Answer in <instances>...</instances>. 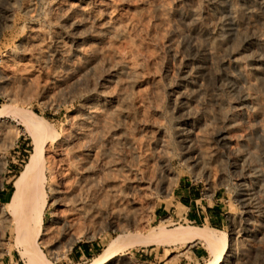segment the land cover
<instances>
[{"label":"rangeland","instance_id":"374dc122","mask_svg":"<svg viewBox=\"0 0 264 264\" xmlns=\"http://www.w3.org/2000/svg\"><path fill=\"white\" fill-rule=\"evenodd\" d=\"M231 16L226 0H0V209L33 151L21 117L36 114L50 136L39 243L52 262L90 264L114 238L162 222L194 226L174 215L184 211L174 192L188 184L210 204L221 193L224 264H264V17L246 15L240 62L219 30ZM199 35L202 55L190 48ZM14 243L0 222V264H25ZM197 244L199 264L219 253ZM188 245L157 246L179 264ZM146 246L112 264H148L132 254Z\"/></svg>","mask_w":264,"mask_h":264},{"label":"bare ground","instance_id":"6f19581e","mask_svg":"<svg viewBox=\"0 0 264 264\" xmlns=\"http://www.w3.org/2000/svg\"><path fill=\"white\" fill-rule=\"evenodd\" d=\"M217 1L218 3L220 2V0ZM226 2L231 7L232 21L222 20V25L219 30L227 34L228 40H230L233 45L231 54L234 55L235 60L241 62L247 56L243 46L250 40L245 36V30L248 25L250 26V22L248 21L249 18L247 19L246 15L264 17V0H226ZM223 3L224 2L221 1V4ZM192 18L196 24L205 29L208 34L211 32H209V30L213 27L208 24L206 16H204L203 13L195 12ZM87 20L89 21V19ZM261 20L263 21V19ZM230 36H233V38H230ZM256 39L260 43L264 41L261 36H258ZM190 48L196 51V55H202L200 35L196 36L190 43ZM257 87L258 84L256 83L253 84L251 81L248 83L249 90H254ZM249 90L245 93V99L248 100L254 98L253 93H249ZM4 115L6 114L2 110V112H0V122ZM26 115L27 113L22 115V123L20 125H23L33 135V151L24 169L14 181V193L10 204L8 207L6 206V208H8L6 209L7 212L2 208L0 209V222L3 223L5 228L12 229L15 235L14 247L25 260V264H55L45 255L39 243L44 225V214L47 208V197L44 187V145L46 139L50 137L48 124L44 123L36 114ZM223 133L224 132L219 133L218 135L219 142L224 139ZM243 161L244 160H242V162ZM49 169L51 168H48V170ZM163 173H166L165 170ZM245 192L246 190L244 193ZM244 196L247 197V200L251 201L252 195L249 192H246ZM204 229L205 228L202 229L196 226H182L175 229H168L167 225L162 222V224L158 225L150 234L138 237V239L133 240L134 238H132V236L135 235L114 238L103 252L94 258L90 264H112L118 256L122 255L121 253L123 251L129 250V248L135 246H146L151 244L186 245L195 242H201L203 245L207 246V249H210L209 251L213 249L219 250L218 254H214L215 259L208 264H224L232 246L230 234L212 227H208L206 230ZM127 238H132L130 240L131 242L133 241V243L131 244L130 242L129 245H126L129 241Z\"/></svg>","mask_w":264,"mask_h":264},{"label":"crops","instance_id":"0c3cea01","mask_svg":"<svg viewBox=\"0 0 264 264\" xmlns=\"http://www.w3.org/2000/svg\"><path fill=\"white\" fill-rule=\"evenodd\" d=\"M201 192L198 189L193 188L188 184H182L174 192V202L177 206L184 208L181 214L174 211V215L179 219V222L183 224L189 223L194 226H210L218 230H225L228 225L227 212L223 206V198L221 193L214 196L213 204L204 202ZM195 242L188 245L189 260L182 259L179 264H199L202 261L203 252L201 247ZM180 246V245H172ZM81 249V248H79ZM166 249L162 246L155 244L141 247L132 251V254L139 260H142L148 264H167L164 262L162 256H164ZM184 254V253H182ZM84 255V254H83ZM79 256L82 258L79 252H76V258Z\"/></svg>","mask_w":264,"mask_h":264}]
</instances>
